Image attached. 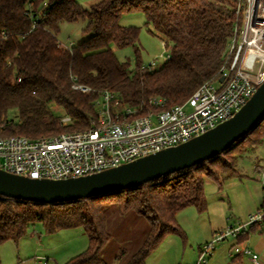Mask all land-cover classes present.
<instances>
[{
    "label": "trees",
    "instance_id": "1",
    "mask_svg": "<svg viewBox=\"0 0 264 264\" xmlns=\"http://www.w3.org/2000/svg\"><path fill=\"white\" fill-rule=\"evenodd\" d=\"M236 1L95 0L86 9L78 0H0V137L36 139L85 130L93 102L104 91L129 105L152 96L164 98L166 108L182 104L218 76L238 22L232 11ZM135 12L164 39L169 58L159 68H141L140 29L118 23ZM79 19L85 20V39L61 47L56 38L60 25ZM126 47L134 48V67L115 55V49ZM52 107L61 108L71 122L62 125ZM262 143L264 118L221 154L138 187L59 204L0 198V246L17 245L36 224L45 234L80 229L87 245L64 264H105L102 250L111 239L106 213L114 206L118 215L134 212L148 224L141 246L117 264H147L166 235H182L176 223L180 211H206L205 182L220 189L223 177L239 175L238 160ZM259 210H264V198ZM251 231L264 232V222L251 225L236 241L244 242ZM240 257L233 259L239 264Z\"/></svg>",
    "mask_w": 264,
    "mask_h": 264
},
{
    "label": "built area",
    "instance_id": "2",
    "mask_svg": "<svg viewBox=\"0 0 264 264\" xmlns=\"http://www.w3.org/2000/svg\"><path fill=\"white\" fill-rule=\"evenodd\" d=\"M232 11L238 22L218 76L202 83L185 102L166 108L164 98L152 96L129 105L104 91L93 102L94 114L85 130L36 139L0 137V170L30 179L75 178L184 143L230 119L264 82V0H237ZM160 66L153 61L146 67ZM72 88L90 91L78 85ZM70 122L68 115L61 116L62 125ZM262 222L264 210H259L246 223L217 232L199 249L195 264H206L215 243L236 238ZM229 256H245L259 264L257 253L247 246L234 247Z\"/></svg>",
    "mask_w": 264,
    "mask_h": 264
},
{
    "label": "rangeland",
    "instance_id": "3",
    "mask_svg": "<svg viewBox=\"0 0 264 264\" xmlns=\"http://www.w3.org/2000/svg\"><path fill=\"white\" fill-rule=\"evenodd\" d=\"M94 1L78 0L86 9ZM118 23L123 27L134 26L140 29L137 48L141 66L146 67L153 61L157 64L163 63L167 55L164 39L151 31L152 27L145 24V18L141 13L124 14ZM84 25L85 20L82 19L62 23L56 36L61 47L69 48L85 39L82 33ZM114 52L119 61L128 62L134 67L133 47L115 49ZM51 111L58 116H64L59 107H52ZM256 161L260 171L255 169ZM236 167L239 175L223 177L220 189L211 181L205 182L206 211L198 213L194 207L180 211L176 215V223L182 235L174 233L166 235L148 257L147 264H195L199 249L210 243L217 232L229 226L246 223L249 217L257 212L264 198V177H262L264 143L240 158ZM106 223L111 239L102 250L104 263L125 262L141 246L148 224L144 218L134 212L118 215L114 206L106 213ZM80 231V229H68L45 234L41 225L36 224L30 228L18 245L8 241L0 246V264H64L83 251L87 245L85 235L83 239L77 236ZM260 238H264V232L251 231L247 240L242 243L228 236L214 244V250L207 257L206 264H238L229 256L233 248L236 246L253 248V244ZM257 255L259 264H264V253ZM238 260L239 264H252L245 256H241Z\"/></svg>",
    "mask_w": 264,
    "mask_h": 264
},
{
    "label": "water",
    "instance_id": "4",
    "mask_svg": "<svg viewBox=\"0 0 264 264\" xmlns=\"http://www.w3.org/2000/svg\"><path fill=\"white\" fill-rule=\"evenodd\" d=\"M223 77H220L222 81ZM264 118V82L228 120L188 141L131 162L67 179H30L0 170V198L38 204L74 202L141 186L229 149Z\"/></svg>",
    "mask_w": 264,
    "mask_h": 264
},
{
    "label": "crops",
    "instance_id": "5",
    "mask_svg": "<svg viewBox=\"0 0 264 264\" xmlns=\"http://www.w3.org/2000/svg\"><path fill=\"white\" fill-rule=\"evenodd\" d=\"M257 168H259V165H258V161H256V163H255V169H257ZM78 230V229H77ZM62 231H64V230H62ZM59 232V231H58ZM30 235V234H29ZM77 236H79L80 238H84V233L82 232V231H80V232H78V235ZM22 239V238H21ZM20 239V240H21ZM86 241H87V239H86ZM19 243V242H18ZM18 245V244H17ZM248 247V246H247ZM250 248V247H249ZM250 249H252L255 253H257V254H261L262 255V253H264V238H260L257 242H255L254 244H253V248H250ZM48 261V260H47Z\"/></svg>",
    "mask_w": 264,
    "mask_h": 264
}]
</instances>
